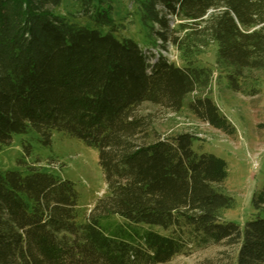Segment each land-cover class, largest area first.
<instances>
[{
  "label": "trees",
  "instance_id": "1",
  "mask_svg": "<svg viewBox=\"0 0 264 264\" xmlns=\"http://www.w3.org/2000/svg\"><path fill=\"white\" fill-rule=\"evenodd\" d=\"M70 1L0 0V151L15 134L48 145L63 132L98 150L107 191L78 220L74 183L29 162L23 140L24 169L0 170V264H161L212 244L233 253L207 264H264V187L254 218L229 220L225 160L197 151L194 133L161 132L145 108L187 107L222 128L217 78L261 91L264 0H126L145 46L117 35L115 0ZM214 46L213 68L201 58Z\"/></svg>",
  "mask_w": 264,
  "mask_h": 264
},
{
  "label": "rangeland",
  "instance_id": "2",
  "mask_svg": "<svg viewBox=\"0 0 264 264\" xmlns=\"http://www.w3.org/2000/svg\"><path fill=\"white\" fill-rule=\"evenodd\" d=\"M71 3L70 0H64L59 11L66 12ZM113 15L119 23H124L117 35L132 36L142 46L147 45L139 16L128 1L115 0ZM215 48L216 46L211 47L202 56V64L214 68ZM153 52L156 53V50ZM164 53L171 60L179 62L178 53L172 46ZM155 57L151 55V61ZM260 89V93L255 96H245L230 91L224 77L215 80L211 95L226 120L222 128L199 119L187 107L178 114H173L145 106L156 113V125L161 132L194 133L199 138L194 143L197 151L210 152L225 160L228 169L226 186L235 198V205L227 210L226 216L240 226L254 218L252 196L264 187V77ZM32 136L33 134L14 135L12 144L0 151V170H23V166L17 161L23 155V140H30L34 156L25 158L74 183L79 193L78 220H84L97 199L107 191L104 173L98 161V150L63 132L55 131L52 142L48 145L38 142ZM155 228L162 230L160 227ZM232 253V247L223 244L203 247L192 245L189 252L176 255L169 262L161 264H207L208 261L222 263Z\"/></svg>",
  "mask_w": 264,
  "mask_h": 264
}]
</instances>
